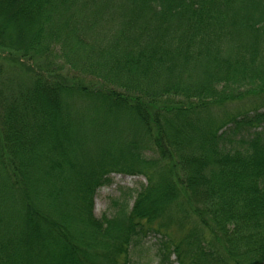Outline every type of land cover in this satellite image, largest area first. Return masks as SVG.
Here are the masks:
<instances>
[{
  "label": "trees",
  "instance_id": "obj_1",
  "mask_svg": "<svg viewBox=\"0 0 264 264\" xmlns=\"http://www.w3.org/2000/svg\"><path fill=\"white\" fill-rule=\"evenodd\" d=\"M0 11V50L33 81L0 86V264H132L152 233L158 264H264V0ZM247 96L262 107L211 120ZM116 174L147 184L98 219Z\"/></svg>",
  "mask_w": 264,
  "mask_h": 264
},
{
  "label": "rangeland",
  "instance_id": "obj_2",
  "mask_svg": "<svg viewBox=\"0 0 264 264\" xmlns=\"http://www.w3.org/2000/svg\"><path fill=\"white\" fill-rule=\"evenodd\" d=\"M6 19L7 18L4 17V14L2 15L0 11V20ZM8 52L3 53L2 50H0V86L6 89L10 88V90H13V88L16 89L18 85L30 86L33 83L32 79L26 78L27 75L24 73L23 66L14 62L13 59L15 57V53L11 51L9 53ZM261 102L262 101L260 100V98L247 96L242 100H234V102L223 103L218 106L219 108H214L211 115V120H216L215 117L218 119H223L228 115L233 116L240 113L251 112L257 105H259V107H262ZM112 178L113 184L111 186L102 188L97 193L94 212L95 216L98 219H101L104 214H114L115 209L113 205H110V202L114 198L119 197V187H127L134 191H137L141 188L142 184H147L146 179L141 176L136 177L116 174L113 175ZM144 225L147 228L150 226L155 229L157 228L158 223H156L154 226H151L145 222ZM169 233H171V239L174 241V243H179L184 237L183 234L178 233L174 229H172V232ZM151 236V239H149L148 237L139 245L132 247V264H158L159 257H157V254L159 242L161 243V237L159 235L153 236V233L151 234ZM171 262H173L174 264H178L177 257L175 255H172Z\"/></svg>",
  "mask_w": 264,
  "mask_h": 264
}]
</instances>
